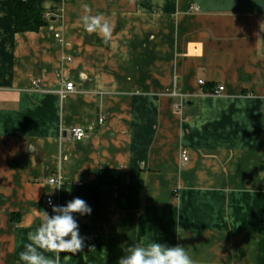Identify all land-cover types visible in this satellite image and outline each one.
<instances>
[{"label": "crops", "instance_id": "1", "mask_svg": "<svg viewBox=\"0 0 264 264\" xmlns=\"http://www.w3.org/2000/svg\"><path fill=\"white\" fill-rule=\"evenodd\" d=\"M15 1L0 0V264H22L27 233L54 214L50 179L95 185L102 170L142 181L141 205L122 211L101 187L77 222L85 247L62 264H119L152 239L194 264H264V17L192 0H37L48 24L18 33ZM85 4L110 20L107 44L82 26ZM76 127L85 140L71 141Z\"/></svg>", "mask_w": 264, "mask_h": 264}, {"label": "clouds", "instance_id": "2", "mask_svg": "<svg viewBox=\"0 0 264 264\" xmlns=\"http://www.w3.org/2000/svg\"><path fill=\"white\" fill-rule=\"evenodd\" d=\"M83 8L85 14L80 17L82 26L87 32L100 35L107 44L112 31L110 20L100 14L92 15L90 7L86 4ZM54 184L53 189L63 187L59 182ZM52 211L54 214L51 216L42 211L39 225L34 231L27 233L28 242L19 253L22 264H62L61 253L76 255L85 247L84 238L79 233V226L73 214L90 215L92 209L86 201L74 198L67 202L66 206L53 205ZM176 232H181L178 225ZM67 258L65 255L63 259ZM119 264H194V261L183 246L169 247L152 239L147 244L139 242L128 247Z\"/></svg>", "mask_w": 264, "mask_h": 264}, {"label": "trees", "instance_id": "3", "mask_svg": "<svg viewBox=\"0 0 264 264\" xmlns=\"http://www.w3.org/2000/svg\"><path fill=\"white\" fill-rule=\"evenodd\" d=\"M15 27L18 33L36 32L48 24L43 12L37 6V0H16L15 1ZM209 89H212L210 87ZM119 171L102 170L99 173L98 183L80 184L75 186L64 185L61 188L63 202L67 203L74 198H81L87 205L94 209L98 202L101 187H116L118 189V205L120 210L136 212L140 207V197L143 189V182L137 185H124Z\"/></svg>", "mask_w": 264, "mask_h": 264}, {"label": "water", "instance_id": "4", "mask_svg": "<svg viewBox=\"0 0 264 264\" xmlns=\"http://www.w3.org/2000/svg\"><path fill=\"white\" fill-rule=\"evenodd\" d=\"M192 2L200 13L245 12L264 17V0H192ZM261 52L264 55V33Z\"/></svg>", "mask_w": 264, "mask_h": 264}, {"label": "built area", "instance_id": "5", "mask_svg": "<svg viewBox=\"0 0 264 264\" xmlns=\"http://www.w3.org/2000/svg\"><path fill=\"white\" fill-rule=\"evenodd\" d=\"M194 9H196L195 5L193 7ZM56 38H59L58 35H56ZM39 82H34L33 85L36 89H38L40 86H39ZM200 85L204 86L205 83L203 81L200 82ZM218 89V88H217ZM225 90L224 87L220 86L218 90H215L214 91V95H220L221 93H223ZM75 92V85L73 82H68L66 84L63 85V88L58 91V94L61 98L65 97L67 94H70V93H73ZM174 96H177V94H174ZM104 118H101L99 120L100 124H102L104 122ZM88 137L87 135V132L85 131V129L81 128V127H76V128H72L70 130V139L71 141H82V140H85L86 138ZM189 161V155L187 152H182V162L183 163H187ZM54 182H58L56 179H50L49 183L51 185H55ZM62 188V187H61ZM49 200H51V204H49ZM63 204H65V202H63L62 200V195L60 193L59 196L57 197H47L46 199V205L47 207L49 208H52L53 205L55 206H62ZM90 207V206H89ZM91 208V207H90ZM74 215V218L76 219V221L78 222V220L81 219V217H84V216H81L80 214L78 213H75L73 214Z\"/></svg>", "mask_w": 264, "mask_h": 264}]
</instances>
